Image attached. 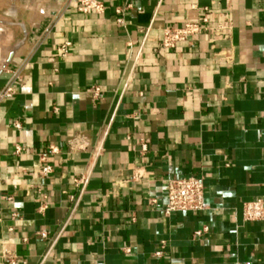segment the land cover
I'll list each match as a JSON object with an SVG mask.
<instances>
[{"label": "crops", "instance_id": "1", "mask_svg": "<svg viewBox=\"0 0 264 264\" xmlns=\"http://www.w3.org/2000/svg\"><path fill=\"white\" fill-rule=\"evenodd\" d=\"M101 1L0 0V91L23 77L0 102V264H264L242 216L264 200V0ZM204 6L207 28L162 48ZM187 176L206 208L166 216Z\"/></svg>", "mask_w": 264, "mask_h": 264}, {"label": "built area", "instance_id": "2", "mask_svg": "<svg viewBox=\"0 0 264 264\" xmlns=\"http://www.w3.org/2000/svg\"><path fill=\"white\" fill-rule=\"evenodd\" d=\"M76 6L81 12H90L95 11L97 13L105 12V5L101 0H74ZM213 2V0H212ZM131 7V4L126 5L125 7L118 8V13H122L123 10H126ZM201 17L197 21L185 22L183 25H170L164 28L163 39L161 46L164 49L174 48L178 43L186 42L192 37L198 35L203 29L207 28V25L210 21V8L207 6L200 7ZM122 19H119L118 22L121 23ZM222 27L215 30V34L219 36L222 32ZM211 42L214 44L215 39H212ZM72 43L66 41L62 44L56 45L55 49L57 53L61 56H68ZM214 47V45H213ZM222 54V53H221ZM16 82L19 85L23 86V77L21 74L16 73L13 77V80H10L7 85L0 91V102L13 98L16 94ZM89 91L93 93L94 96H98L100 93V88L93 87ZM16 127H20L19 122H15ZM149 140H142V150H148ZM23 151V148L18 146L16 152L19 154ZM58 148L52 147L51 152L56 153ZM42 160L46 162V155L42 156ZM53 171V166L50 163H47L41 168L40 174L46 176ZM84 184L88 182V179H81ZM167 203L164 207V214L169 216L172 212L175 211H201L206 208L205 204V191L206 186L204 178L201 176H187V177H173L167 180ZM155 203L156 200L154 199ZM242 216L245 221H261L264 222V200L257 199L246 201L243 204ZM210 231L209 226H204L202 229L196 230L193 237L202 238L206 233ZM42 236H46V233H41ZM165 241H161L158 248L154 252V255L157 257H162L164 254ZM129 249H127L128 251ZM8 253V252H6ZM14 264V261L12 262Z\"/></svg>", "mask_w": 264, "mask_h": 264}]
</instances>
